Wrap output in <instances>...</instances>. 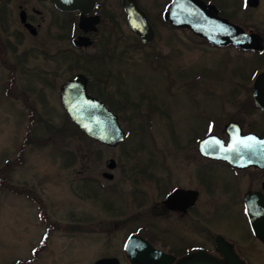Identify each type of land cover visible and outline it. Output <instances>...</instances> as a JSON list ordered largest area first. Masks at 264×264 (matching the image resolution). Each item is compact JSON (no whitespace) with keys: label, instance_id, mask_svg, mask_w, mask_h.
<instances>
[{"label":"rangeland","instance_id":"obj_1","mask_svg":"<svg viewBox=\"0 0 264 264\" xmlns=\"http://www.w3.org/2000/svg\"><path fill=\"white\" fill-rule=\"evenodd\" d=\"M141 1L149 9L158 0ZM19 3L39 5L36 0H12L5 9V15L0 14V40L6 42L7 49L8 46L12 47L14 41L11 32L16 27L21 28L16 14ZM48 19L49 11L45 12L44 30L38 37L28 35L23 42L13 46L12 50L11 48L6 50L10 60L13 56H20V62L17 63L15 91L26 90L29 104L34 105L41 117L39 121L45 119L44 125L41 126L36 119L34 125L39 129L30 131L31 138L27 141L29 144L25 152L26 160L20 166L17 164L16 155L26 128L27 112L19 99L8 98L3 94L7 72L0 66V175L3 173L1 169L8 173L4 164L9 160L12 161L10 163L12 170L10 169L11 172L9 171L8 174L14 187L19 188L22 184H26L29 194L41 199L40 202H34L21 194H13L0 188V264L10 262L17 256L26 257L29 253L28 247L31 249L40 241L39 235L45 223L41 217H38L37 212H40L38 205L46 212L47 224L48 220L55 223L53 224L55 231L51 234L47 249L34 264H90L91 261L102 256L120 257L123 264L124 256L120 245L127 233L135 228L134 224L130 225L131 222L127 221L125 214H139L141 224L150 222L149 207L154 201L159 200L162 194L157 186V188L151 186L153 182L156 184L161 182L154 175L161 173L158 164L165 171L172 167L171 158L181 156L182 148L189 142L188 139L194 132L192 127L197 119L193 113L196 106L190 104L189 93H196L200 97L198 102L206 105L205 116L219 117L221 108L214 105L215 103L221 104L225 97L242 99L241 97L246 95V92L238 95L235 87L234 90L229 88H232V81H241V78L246 76L239 71L247 64H252L254 60H245L243 54L235 57L230 49L222 52L206 44L195 45L192 39L185 44L173 42L171 48L172 40L165 37L168 32L165 28L159 29L156 41L150 45L134 47L133 41L127 39L124 60L118 65L124 68L125 75L123 80L125 86L121 84L120 90L135 104L134 109L127 112L133 118L132 134L122 145L107 147L82 136L79 132L76 133L72 123L65 121L63 116L60 117L62 113L57 110L58 105L53 101L55 92L47 90L45 93V90L40 88L44 84L36 83L42 73L41 80L49 79L53 70V66L50 65L53 58L43 60L39 50L31 48L40 44L42 40H45V43L49 41L47 37L50 34L49 30L57 31V27L52 26L51 20ZM46 48L49 52L53 51V47L49 45ZM63 49H66V46H63ZM224 54L230 55L228 64L221 62ZM44 61L46 64L43 63ZM63 66L65 67V64ZM153 66L156 67L151 69ZM222 66L229 68L222 71ZM43 67L47 70L50 68V71L44 72ZM67 70V67L62 68L61 75H68ZM168 70L172 71L177 85L174 91L167 90L166 93ZM196 74L201 77L196 81L204 82L205 85L184 89L182 82L185 80L194 82L193 78ZM115 92L118 93L117 90ZM168 100L172 103L168 105L167 114L155 112L153 131L151 126L145 123V107L149 104L160 107ZM231 103L234 108L235 101ZM245 123L249 126L248 120ZM259 125L257 126L262 127ZM60 128L61 135L59 138L56 135L55 138L54 131ZM37 137L40 139L33 140ZM48 137L51 138L47 140ZM192 137L193 135L190 139ZM43 140L49 143H41ZM108 157L115 159L117 164L115 170L106 167L105 160ZM134 164H140V171H146L148 175L145 177L141 174L136 177L137 169L133 168ZM102 171H111L113 179L109 181L105 179L101 175ZM127 173L132 175L128 176ZM150 173L153 174V178ZM89 176L93 177L92 181L88 180ZM231 178L222 171L211 174L213 194L211 196L203 194L199 206L204 213L197 217V222L200 224H197L196 229L194 227V229L192 227L186 229L183 235L184 242L199 241L207 244L208 242L202 239L205 234H198L200 228L221 234L223 232L239 244L248 264H264V245L256 241L246 228L237 206L240 187ZM96 180H102L108 185V189L99 186ZM135 182L141 192L136 195L141 202L136 207L131 196ZM181 183L191 186L189 181H181ZM165 185L163 181L159 188H164ZM222 185L227 188V195L221 192ZM214 203L216 213L211 211ZM190 216L191 214L184 219H189ZM161 218L160 225L164 231L159 233L160 236H156L155 245L165 251L177 253L176 248L184 243L171 242L173 239L171 236L178 234L181 221L174 219V226L169 232L166 225L167 218ZM115 221L118 225L115 231L100 230L113 228L116 226ZM188 222H191V219ZM68 225L78 226L83 230L73 234L74 232L64 228ZM145 235L150 239L153 238L151 233ZM169 247L172 249L167 250Z\"/></svg>","mask_w":264,"mask_h":264},{"label":"flooded vegetation","instance_id":"obj_2","mask_svg":"<svg viewBox=\"0 0 264 264\" xmlns=\"http://www.w3.org/2000/svg\"><path fill=\"white\" fill-rule=\"evenodd\" d=\"M11 1L12 0H0L1 15L3 13L5 15V9L8 8V5ZM200 1L212 6L216 10L217 15L221 19L226 20L231 26H238L242 28L245 33L250 34V36L257 40H260L257 41V47L261 48L245 49L239 47L234 42H230L229 44L225 45L212 44L205 37L193 33L187 26H179L174 24L169 17H164V12L170 11V7L174 0H158L154 2L149 9L145 7L141 0H135L139 9L145 14L147 22L152 30L149 40H143L141 35L129 27L128 14L125 10L123 0H93L92 4H85L82 7L83 11L80 9L62 10L57 6L54 0H36V3L39 4L38 6L34 3H19L17 5L18 9L16 14L17 22L20 24L21 28L16 27V29H13L14 31L11 32L12 39L14 40L13 45H11L12 47L17 46L23 42V40L28 35L36 38L40 35V33H43L45 12L49 11V19L52 22L51 25L56 26L57 31L49 30L50 34L47 36L49 41H46L45 43V40H42V42H40L41 46L38 43V45L34 47L32 46L31 48H37L41 53V58L43 60H50L49 58H53V61L50 63V65L53 66V70L50 72L49 79L43 77L44 79L42 80L44 81H42V73L41 77L38 76L39 78H37L36 83L38 85L40 83L44 84L40 88L44 89L45 93L47 90L55 92L53 93V101L58 105L57 110L62 113L60 117L62 118L63 116L65 121L72 123L76 129L75 132L77 133L78 129L73 124L66 109L63 107L61 90L65 83L79 76L82 81H85V89L89 96L97 99L111 112L116 114L120 126H122L126 132V139L132 134L131 123L133 121L132 116L127 114V112L130 109L133 110L135 104L132 103L129 98L126 97V95H123V91L120 90L121 84H123L122 86H125L123 82L125 75L123 71L124 68H121L118 64L122 63L124 60L127 39L130 40V42L133 41L134 47L150 45L156 41V38L159 35V29L161 30L165 28L168 31L165 37L172 40V42H170L171 48H173V42L185 44L187 41L190 42V39H192V43L195 45L206 44L207 46L213 47L216 50H220L222 52H227V50L230 49L231 53L234 54L235 57L238 56V54H243V58L245 60H254L252 64H247L245 68H242L239 71L240 73H245L246 76L241 78V81H232L234 85L231 84L232 88H229L234 90L235 87L236 93H238V95L244 94L245 92L246 95L241 97L242 99H228L225 97L221 104L220 102L215 103L214 105H218L221 108L219 117L205 116L204 106L206 105H203L204 103L198 102L200 97H198L196 93V95L192 94L191 92L189 93L188 100L190 104L193 103L192 105L196 106L193 114L195 115L197 121L192 127L194 132H192L190 135V137L192 135L193 137L191 139L189 137L190 140L188 139L189 142L182 148L183 152L180 157L171 158V163L173 164L172 167L166 169L165 171V169L162 168L160 164H158L161 173L154 175L161 180L160 184L165 181L166 185L164 188H159L160 184H156L154 182L151 185L155 186V188L158 187L162 194L161 198L154 201L149 207L150 222H143V224H141L142 222L140 218H138L139 214H125L128 218L127 221L131 222L130 225L134 224L135 226L133 230L128 232V235L131 233H151L153 238L149 239L154 245L157 240L156 236H160L159 233L164 231L160 225V219H162L161 217L167 218L166 225L168 226L167 231L169 232L174 226V219L180 220L181 223L178 226V234L171 236L173 237L171 242L176 241L177 244H180L179 242L182 241L184 245L176 248L177 253H174V251H168L177 257L197 249L214 251L216 236L220 234L233 245L238 254L247 262L246 258L242 254L239 244L232 237L224 234L223 232L221 234L219 232H212L210 230H202L201 228L198 229V234H205L202 239L207 241V244L199 241L186 243L187 240L184 242L185 236L183 235L186 232V229H189L190 227H194L196 229L197 224H200V222H197V217L202 216L204 213V210L199 206L200 201L203 198L202 196L204 193L207 196H211L214 190L210 181L211 174L222 171L224 174H228L230 177H232L231 180H234L235 183L239 185L240 197L237 201L239 212L242 216V219L244 220L249 234L256 241L262 243L253 235L251 231V222L249 220L248 213L246 212V207L250 208L253 215H262L261 207L264 205V167H258L254 165L245 167L233 166L226 161L206 156L205 151L206 149L209 151L218 149L220 143H223L224 146L227 145L230 137H245L253 135L264 138V109L258 105L257 102L260 101L254 96V89L256 87L255 79L257 75L264 73V0ZM234 36H237V34ZM5 43V41L0 40V66L7 72V77L4 81L2 92L8 98L19 99L21 101L22 107L27 112V122L25 125L26 128L23 131L24 134L21 138L20 146L16 155V159H18L17 164L20 166L26 160L27 153L25 152H27L29 144L27 141L29 138H31L30 131H37L39 129L35 127L36 125H34V123L36 119L39 121L41 117H39V113L37 112L34 105L31 106L29 104V95L25 94L26 90L20 89L15 91L17 84V63L20 56H13L10 60L7 56L6 50L8 51L10 48L12 50V47L8 46L7 49V45ZM4 45H6L5 48ZM48 45L53 47V51L49 52L47 50L46 47ZM63 46H66V49H63ZM155 56L158 57V55ZM63 57L65 58L63 59ZM229 60L230 55L224 54V58H222L221 62L228 64ZM43 63L46 64L45 61ZM63 64H65V67ZM66 67L68 68L67 72L69 71V74L62 76L61 69ZM155 67L156 66H153L151 69H154ZM221 68L222 71H225V69L229 67L222 66ZM247 68L249 69L243 70ZM43 71L49 72L50 68L49 70L45 68ZM198 78L201 77L200 75L196 74L193 78L194 82H190L188 80L183 81V88L189 90L200 85H205L204 82H197L196 80ZM166 79V93L167 90L174 91V87L177 85V82L172 74V71H167ZM115 90H117L118 93L115 92ZM43 93L44 92H42V94ZM233 100L235 101L234 108H236V110L232 107L233 103H231V101ZM261 101L264 102V98ZM171 103L172 101L168 100L160 107L153 104H149L145 107V123L148 126H151L153 131L155 112L158 111L162 114L163 112L167 114V110H169L168 105ZM239 105L241 107H239ZM124 114H126V116H124ZM247 120V125L249 126H246L245 121ZM44 121L45 119H43V121H39L40 126L41 124L44 125ZM257 125L262 127H258ZM170 128L173 129L172 127ZM54 132L56 134H53V136L56 138L57 135L59 138L61 135V128L55 130ZM155 133H157L156 128ZM81 134L82 136L86 137V135L83 133ZM50 138L51 137H48L47 140ZM204 138H211L212 141L206 145L202 142ZM39 139V137L33 138V140ZM47 140H45L46 142L43 140L41 143H49ZM110 158L113 157H108L105 160V165L107 164V160ZM185 160L187 162H185ZM10 163L12 162L7 161L4 164L8 173H10L12 170ZM116 165L117 164H115L114 168H111V170H115ZM133 168L137 169L136 177L141 174L145 175V177L148 175V172L140 171V164H134ZM1 171L3 173L0 175V188L13 194H21L28 199V186L26 184H22L19 188H15V185L10 179L9 174L6 171L4 172V169H1ZM105 173L112 174V176L107 177ZM127 174L128 176L132 175V173ZM101 175L108 181L113 179V173L111 171H102ZM151 175L153 178V174ZM92 179L93 177L89 176L88 180L92 181ZM135 179L138 182V179ZM143 181H145V179H143ZM181 181H189L191 182V186L184 185L181 183ZM97 183L99 186L108 189V185H106L102 180L97 181ZM223 184L225 185V183ZM131 191L132 194H130L133 197L136 207V205L141 203L136 196L141 193L138 188V184H136L134 189ZM222 191L225 193V195H227V188H225V186L223 187V185L221 192ZM246 196L247 200L245 202ZM166 198L168 199L165 203L164 200ZM33 200L34 202H40L41 199L37 196H34ZM38 211H40L39 217H41L43 223H45L42 228L43 230L39 235L41 236L40 241L36 245L32 246L31 249L28 247L29 253L26 257L17 256L13 258L12 261L5 264H34L39 260L41 254L47 249L51 234L55 231V226L53 225L55 223L48 220L47 224L45 221L47 219L45 210ZM211 211L216 213L215 203L213 204V210ZM190 214L191 216L189 219H191V222H188L189 219L185 220L184 218ZM114 223L116 226H113V228L109 229V227H107L100 230H105L107 232H110L109 230L115 231V228H117L118 225L116 224V221ZM64 228L69 229V232H74L73 234L83 230V228L81 229L78 226L72 227V225L65 226ZM193 232L195 233V231ZM168 236L170 235L168 234ZM262 245L264 244L262 243ZM168 249L172 248L169 247L167 250ZM103 257L110 256H102L100 258ZM118 258L120 260V264H122V259L120 257ZM97 259L91 261L90 264H93ZM126 260L127 259L125 257L123 264H130L129 261Z\"/></svg>","mask_w":264,"mask_h":264},{"label":"water","instance_id":"obj_3","mask_svg":"<svg viewBox=\"0 0 264 264\" xmlns=\"http://www.w3.org/2000/svg\"><path fill=\"white\" fill-rule=\"evenodd\" d=\"M62 10L80 9L93 0H54ZM128 14V25L144 39H150L151 28L145 15L139 10L135 0H123ZM188 2V3H187ZM189 5V6H187ZM165 18L179 26H187L194 33L203 36L215 44H229L234 42L242 48L256 47L254 38L244 34L242 28L230 25L221 19L216 10L200 0H174ZM237 34V36H234ZM254 96L264 109V73L256 78ZM62 104L67 113L79 129L106 145H117L124 136L117 116L108 110L100 101L89 96L85 89V81L79 76L65 83L61 90ZM208 145L207 141H204ZM206 156L222 159L235 166L257 165L264 166V139L258 137H234L228 145L219 144L218 149L209 151ZM107 165L112 168L113 160ZM110 176V175H109ZM247 199V198H246ZM255 236L264 243V205L261 207V216H255L250 208L247 209ZM216 250L221 256L209 253L206 250H197L176 259L173 255L153 247L146 239L139 235H130L125 242L124 252L132 264H245L236 254L232 245L220 235L216 238ZM93 264H119L116 257H104Z\"/></svg>","mask_w":264,"mask_h":264}]
</instances>
